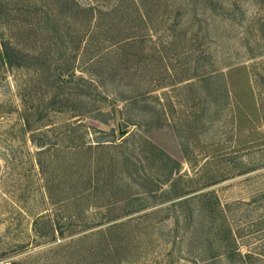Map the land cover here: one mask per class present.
<instances>
[{
    "label": "rangeland",
    "instance_id": "rangeland-1",
    "mask_svg": "<svg viewBox=\"0 0 264 264\" xmlns=\"http://www.w3.org/2000/svg\"><path fill=\"white\" fill-rule=\"evenodd\" d=\"M117 1L0 0V30L29 54L0 64V264H195V194L239 215L264 206L255 1L230 21L185 0L173 30L164 14L150 32L124 25ZM26 103H44L29 129ZM73 139L93 148L74 152Z\"/></svg>",
    "mask_w": 264,
    "mask_h": 264
},
{
    "label": "trees",
    "instance_id": "trees-1",
    "mask_svg": "<svg viewBox=\"0 0 264 264\" xmlns=\"http://www.w3.org/2000/svg\"><path fill=\"white\" fill-rule=\"evenodd\" d=\"M187 1L190 3L189 5L195 6L194 9H197V6L205 5L208 9H213L215 11L219 10L217 16L220 19L235 21V19L240 17L243 13H241L238 7L241 2L240 0H228L224 2L228 6L227 8L221 0ZM254 1L255 4H257L254 15H261V13H263V16H260L257 20L251 21V26L253 27L254 23L259 25L258 32L260 33L263 44H258L257 47H259V49L255 54L254 49L248 48V51L251 52L249 55L250 58L264 55V0ZM184 5H186L185 0H118L113 11L115 13H122L125 18L127 17L124 25L130 27L131 30H137L136 26H138V28L143 27L144 30L147 29L150 32L158 29V16L164 14H169L170 16L174 15V22L171 21V24L167 27V29L173 30L178 25L175 18L180 15L182 10L188 9L184 7ZM114 21L116 24L121 22L116 18H114ZM139 36L144 39L146 38L145 36L148 35L139 34ZM136 38L137 36H132L129 32H125L122 41H137ZM152 38L153 35L151 34L149 40H152ZM173 38L176 37L172 35V39ZM27 55L29 56L28 53L25 55L20 53L18 47L13 43L11 38L7 37L6 34L0 30L1 66H5L9 69L19 67L21 66L20 56L27 57ZM215 70H217V68L211 69L210 72L213 73ZM68 79L69 76L68 78L64 77L60 71L55 75V81L62 84L68 82ZM129 98L131 100H136L138 97L134 95ZM43 104L44 103H41L38 107H42ZM38 107L27 105V103L24 105L21 119L25 129H29V117L32 115V110L36 109L38 113L42 114V110H38ZM44 108H46V105ZM71 142H74V144L71 145L74 152H79L81 150L87 152L91 151L93 148L91 143L85 141L80 143L75 142L73 139ZM97 142L94 150L96 148L103 149L105 147V144L101 143L102 141ZM38 147L40 148L37 151L38 154H42L46 152L47 149L51 148V143H46ZM152 147L156 148L154 145ZM37 165L40 170L42 167L40 159L37 160ZM93 177L96 178V176ZM153 183H158V181L153 180ZM84 195L88 196L89 194H85V191H82L69 198L73 200L81 196L83 197ZM194 198L205 200L204 203H200V207L197 208L196 213L191 217V221L188 224L192 227V242L194 246L192 260L195 264H258L260 261L264 260V206L258 205L241 208L239 215L238 211H235L236 213L234 212L236 208H232L231 205L227 203L221 204L212 191L200 192L195 194L191 199ZM184 201L187 202V199ZM53 203L55 204L56 202ZM251 210L255 213L251 214ZM119 223L122 222L109 225V229L115 227ZM243 248L244 250H242Z\"/></svg>",
    "mask_w": 264,
    "mask_h": 264
}]
</instances>
